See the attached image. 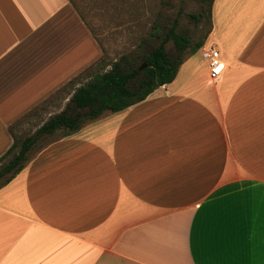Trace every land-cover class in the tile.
I'll list each match as a JSON object with an SVG mask.
<instances>
[{"label": "crops", "instance_id": "crops-1", "mask_svg": "<svg viewBox=\"0 0 264 264\" xmlns=\"http://www.w3.org/2000/svg\"><path fill=\"white\" fill-rule=\"evenodd\" d=\"M204 43L218 78L190 55L30 152L0 185V264H264V0H213ZM101 56L71 0H0V156L10 124Z\"/></svg>", "mask_w": 264, "mask_h": 264}, {"label": "trees", "instance_id": "trees-1", "mask_svg": "<svg viewBox=\"0 0 264 264\" xmlns=\"http://www.w3.org/2000/svg\"><path fill=\"white\" fill-rule=\"evenodd\" d=\"M197 1L200 11L196 15L191 14V17L196 21L205 19L207 29L201 39L192 41L188 34L172 25L162 37L158 36L157 45L141 54L123 55L110 63H106L102 55L65 83L52 97L46 98L42 105L27 112L28 115L35 114L38 108L53 103L57 93L63 92L64 95L73 90L63 108L51 114L31 134L19 136L14 132L19 122L16 120L10 124L8 130L12 143L0 156V185L9 181L22 168L38 140L57 130L74 132L85 121L105 111L124 109L143 100L159 86L171 82L181 63L201 47L211 29L213 0ZM168 41L172 42L170 49L165 46ZM8 155L9 158L2 163Z\"/></svg>", "mask_w": 264, "mask_h": 264}, {"label": "rangeland", "instance_id": "rangeland-1", "mask_svg": "<svg viewBox=\"0 0 264 264\" xmlns=\"http://www.w3.org/2000/svg\"><path fill=\"white\" fill-rule=\"evenodd\" d=\"M71 2L100 45L106 63L123 55L132 56L149 50L158 44V36L162 37L172 25H175L178 31L188 34L192 41L201 39L207 29L205 19L196 21L191 17V14L196 15L200 11L197 0H71ZM165 46L170 49L172 42L168 41ZM191 55L194 58L193 66L199 73L201 69L199 49ZM108 67L109 64L106 68ZM54 98L61 101L55 106H52V103L45 104L43 108H38L35 114L25 113L21 116L17 120L19 123L14 127V132L19 136L31 134L50 113L58 112L62 107L63 92L57 93ZM48 139L47 136L38 140L31 152L37 149L40 143H47ZM34 152L35 150L32 153ZM9 156L1 162H5Z\"/></svg>", "mask_w": 264, "mask_h": 264}, {"label": "built area", "instance_id": "built-area-1", "mask_svg": "<svg viewBox=\"0 0 264 264\" xmlns=\"http://www.w3.org/2000/svg\"><path fill=\"white\" fill-rule=\"evenodd\" d=\"M199 51L202 60L208 67V74L210 78H218L224 70L225 63L221 59L217 47L203 43L199 48Z\"/></svg>", "mask_w": 264, "mask_h": 264}]
</instances>
